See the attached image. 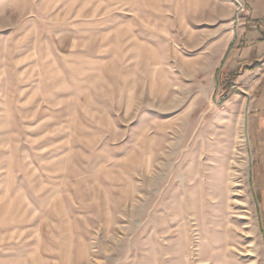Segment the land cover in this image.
Here are the masks:
<instances>
[{
    "label": "rangeland",
    "instance_id": "obj_1",
    "mask_svg": "<svg viewBox=\"0 0 264 264\" xmlns=\"http://www.w3.org/2000/svg\"><path fill=\"white\" fill-rule=\"evenodd\" d=\"M251 16L0 0V264H264V60L219 82Z\"/></svg>",
    "mask_w": 264,
    "mask_h": 264
},
{
    "label": "crops",
    "instance_id": "obj_2",
    "mask_svg": "<svg viewBox=\"0 0 264 264\" xmlns=\"http://www.w3.org/2000/svg\"><path fill=\"white\" fill-rule=\"evenodd\" d=\"M245 2L252 16L250 20L245 21L235 48L231 50V54L222 65L223 73L246 70V67L254 64L259 68L264 60V0H245ZM260 80L261 77L258 82Z\"/></svg>",
    "mask_w": 264,
    "mask_h": 264
},
{
    "label": "trees",
    "instance_id": "obj_3",
    "mask_svg": "<svg viewBox=\"0 0 264 264\" xmlns=\"http://www.w3.org/2000/svg\"><path fill=\"white\" fill-rule=\"evenodd\" d=\"M257 68V64H254L249 67L250 71L255 70ZM241 75V72L239 70H235L230 73H223L221 76L222 79H220V85L225 91L230 90L235 85V80Z\"/></svg>",
    "mask_w": 264,
    "mask_h": 264
},
{
    "label": "bare ground",
    "instance_id": "obj_4",
    "mask_svg": "<svg viewBox=\"0 0 264 264\" xmlns=\"http://www.w3.org/2000/svg\"><path fill=\"white\" fill-rule=\"evenodd\" d=\"M233 164L239 165V164H238V161H236V160H235V161H232V165H233ZM234 185H235V182H234ZM233 188H234V187H233ZM235 191H236V189L234 188V189H233V193H232L233 195H235Z\"/></svg>",
    "mask_w": 264,
    "mask_h": 264
},
{
    "label": "built area",
    "instance_id": "obj_5",
    "mask_svg": "<svg viewBox=\"0 0 264 264\" xmlns=\"http://www.w3.org/2000/svg\"><path fill=\"white\" fill-rule=\"evenodd\" d=\"M241 8H242L241 10H243V9H244L242 6H241Z\"/></svg>",
    "mask_w": 264,
    "mask_h": 264
}]
</instances>
